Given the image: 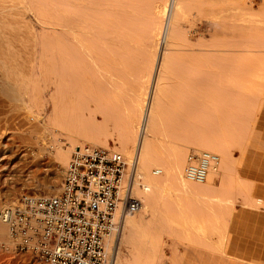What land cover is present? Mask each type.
<instances>
[{
	"label": "bare ground",
	"instance_id": "obj_1",
	"mask_svg": "<svg viewBox=\"0 0 264 264\" xmlns=\"http://www.w3.org/2000/svg\"><path fill=\"white\" fill-rule=\"evenodd\" d=\"M219 1L0 0V211L7 204L6 200L13 197L14 189L18 190L25 183L33 184V179L39 181L47 195L55 193L71 151L86 142L108 147L110 137L116 139V148L126 159L136 158L133 195L141 200L139 210L123 217L119 229L106 239V253L111 264H118L119 244L130 245L133 242L138 226L148 219L157 201V194L163 183L152 174H168L175 188L185 195H208L215 179L226 176L225 173L231 168L229 163L234 159L227 152L224 143L226 140L198 133L191 136L183 133V127H176L172 133L171 126L176 122L165 120L163 109L166 92L169 85H172L169 77L171 68L174 63H184L182 54L176 52L173 45L177 44L176 35L180 30L178 25L185 14L186 5L194 3L200 12L207 10L209 26L214 30ZM29 14L35 17V22L25 20V16ZM9 18L20 20L11 22ZM21 19L29 23H24ZM20 27L29 29V32L9 31L11 28L21 29ZM103 50L108 55L107 63H141L139 76L132 79L138 85L134 83V86L128 88L119 119L111 117L118 108L117 103H103L107 99L103 85H100L102 104L99 103L97 110L101 119L88 109L87 95H84L86 89L79 85V64L103 63L105 58L98 55ZM197 50L200 53H197L199 56L195 60L206 58L204 60L207 63H216L215 49ZM17 53H28L29 56L25 59L23 57V63H17ZM261 65L258 67L263 66L264 69V64ZM176 66L183 68L179 64ZM125 69L132 71V68ZM257 70L256 73L260 72ZM262 77L264 76L260 78ZM249 78L250 81L255 79L251 83H258L255 86L249 81L254 86L253 89L250 85L249 88L248 82L243 87L248 86V91L255 90L253 94L249 92L247 95L251 96V101L255 99L256 102L261 95L257 94L260 90L259 83L264 80L258 78L259 82L254 77ZM191 81L194 80L186 81L188 88H192ZM263 87L264 85L261 88ZM239 91L243 93V90ZM244 95L246 94L233 93L237 103L234 106L238 108L233 110L230 120L233 123L230 139L233 140V145L242 148L241 151L244 148L242 144L245 132L252 130V123L258 121L256 117H244L242 109L249 106L246 102L249 98L245 101ZM255 102L254 107L247 108L250 110L248 115L255 110ZM259 103L257 106H260ZM191 121L187 119L186 123L192 124ZM56 126L65 129V133L61 129L56 130ZM245 137L247 138L246 135ZM188 144L195 145V152H216L219 159L209 167L202 182H193L185 176L186 152L191 147ZM238 160L234 159L236 166H232L237 197L241 196L244 202L254 208H263L264 198H253V195L248 194L249 188L258 183V177L251 173L248 178L251 183L243 180ZM15 164L25 166L29 178L23 179V171L16 169ZM46 171L48 172L45 173ZM253 171L257 174L260 170L257 168ZM1 243L13 246L8 226L0 218V245Z\"/></svg>",
	"mask_w": 264,
	"mask_h": 264
},
{
	"label": "rangeland",
	"instance_id": "obj_2",
	"mask_svg": "<svg viewBox=\"0 0 264 264\" xmlns=\"http://www.w3.org/2000/svg\"><path fill=\"white\" fill-rule=\"evenodd\" d=\"M223 1L220 0L217 5L218 18L214 30L209 26L210 20L207 18V10L200 12L199 7L194 3L186 5L185 14L178 25L180 30L176 35L177 44L173 45L175 51L182 54V62L184 63H174L169 73L172 85H169L165 96L164 118L167 121L176 122L171 126L172 133L177 129L176 127H183L185 129L183 133L191 136L198 133L202 136L217 137V139L224 138L231 159H240L238 160L240 164L237 165L241 168L239 173L242 179L251 183L248 179L251 173L258 177V183L254 182L257 184L253 188H249L250 191L248 190V192L250 193L248 194L253 195V198L261 196L263 199L264 87H261L264 82L262 83L261 79L264 80V77H260L264 76V69L262 68L264 64V0ZM25 18V20L32 23L36 21L32 14L26 15ZM9 20L17 22L20 18H9ZM25 20L21 19L24 23H29ZM20 28H11L9 31L29 32L27 28ZM209 48L215 49L216 63H207L204 60L206 58L195 60L197 55L199 56L197 53H200L197 49L205 51ZM21 54L17 53L16 55L17 63H23V57L25 59L29 56L28 53ZM98 55L102 56L103 59L105 58L103 63H96L97 65L95 63L79 64V85L86 89L84 95H87V104H85L90 112H95V115L101 119V115L97 110L99 105L102 104L100 85H103L106 89L104 91L107 98L104 99L105 102L103 103L108 104L110 101L117 103L119 110L118 108L115 110L113 107L115 111L113 112L114 116L111 117L119 119L122 115L121 110L126 101L128 88L136 83L132 79L139 76L141 63H107L106 50L100 51ZM260 62L263 64H259ZM256 63L258 65H255ZM177 64L183 66V68L177 67ZM260 65L262 67H258ZM124 66L128 69L132 68V71L126 70ZM256 66L262 75H260V72H255L257 70ZM132 74L134 75L132 76ZM249 76L256 78V81L261 80V82L259 81V88L257 87L258 90L260 89L259 92L256 90L257 94H261L258 95L259 99H256L257 103L255 99L251 101L249 98L251 96L248 97L247 95L249 92L253 94L255 91H248V86L250 84L256 86V83H258L254 84L255 79L251 80L254 81L251 83ZM257 77L260 79L258 80ZM191 79L196 83L191 81L192 88H188L186 81ZM239 82L242 83L239 84ZM246 83L248 86L244 88L243 84L247 85ZM136 85L138 84L136 83ZM250 86L249 88L252 87ZM234 88H237V90H234ZM240 89L247 95H244L246 97L245 101L247 97L249 98L246 101L249 106H244L242 109L244 117L258 118V121H254V123L251 120V123L254 124L252 125V128L253 126L254 128L250 130L252 132H245L243 136V142L245 143L242 144L243 151H241L242 148L233 145V140L230 139L233 134V123L230 121L233 117L231 113L238 108L236 105L234 106L237 103H235L233 93L242 95ZM111 96L113 98L115 96V99L110 98ZM258 100H260V103ZM253 102L256 103V108L254 111L251 109L253 112L251 111L248 115L250 110H247V108L254 107ZM251 103L252 105H250ZM258 103L260 106H257ZM187 119H189V122L192 120L194 123L192 121V124L186 123ZM55 129H61V132L65 133V129L60 126H56ZM114 139L109 138L110 145L108 147L92 145L88 142L84 143L83 146H102L118 151L116 148L117 142ZM190 145L191 147L187 148L184 167L187 165L189 156L200 153L199 150L195 152L196 150L193 149L194 144H188V146ZM73 151H71L70 156ZM240 152H243V154H240ZM212 153L216 154L213 151ZM47 158L46 160H48ZM233 161L229 163L231 168L225 173L226 176L215 179L209 194L203 196L185 195L175 188L173 180L166 173L152 174V176L158 177L162 181V188L158 191L157 201L151 209L148 219L138 226L134 234L133 242L130 244L132 249L127 243L119 244L118 264H258L254 258L252 237L255 217L258 216L256 214L264 210V207L254 208L244 202L241 196L237 197L235 180L232 179V166H236ZM14 167L23 171L21 173L23 179L29 178L25 166L15 164ZM257 168L260 171L254 174L253 170ZM62 178L63 176L58 183L57 191L60 188ZM32 183H25L18 190L14 189L13 197L7 199L6 203L22 193L47 195L37 179H33ZM12 247L1 243L0 264H46L42 260L33 258L30 253L15 251Z\"/></svg>",
	"mask_w": 264,
	"mask_h": 264
},
{
	"label": "built area",
	"instance_id": "obj_3",
	"mask_svg": "<svg viewBox=\"0 0 264 264\" xmlns=\"http://www.w3.org/2000/svg\"><path fill=\"white\" fill-rule=\"evenodd\" d=\"M217 162L212 152L191 155L185 176L202 182ZM135 177V157L128 160L102 146L77 147L57 192L22 193L1 209L12 248L46 264H111L106 239L119 229L123 217L141 207L133 195Z\"/></svg>",
	"mask_w": 264,
	"mask_h": 264
},
{
	"label": "crops",
	"instance_id": "obj_4",
	"mask_svg": "<svg viewBox=\"0 0 264 264\" xmlns=\"http://www.w3.org/2000/svg\"><path fill=\"white\" fill-rule=\"evenodd\" d=\"M254 224L252 237L254 258L258 264H264V210L258 214Z\"/></svg>",
	"mask_w": 264,
	"mask_h": 264
}]
</instances>
